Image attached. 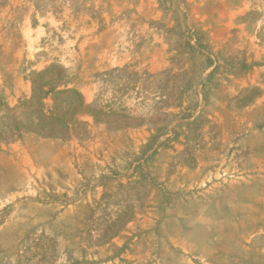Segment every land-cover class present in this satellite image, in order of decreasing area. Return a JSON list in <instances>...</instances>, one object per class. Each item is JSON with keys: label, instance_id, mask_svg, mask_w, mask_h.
<instances>
[{"label": "rangeland", "instance_id": "rangeland-1", "mask_svg": "<svg viewBox=\"0 0 264 264\" xmlns=\"http://www.w3.org/2000/svg\"><path fill=\"white\" fill-rule=\"evenodd\" d=\"M0 264H264V0H0Z\"/></svg>", "mask_w": 264, "mask_h": 264}, {"label": "trees", "instance_id": "trees-1", "mask_svg": "<svg viewBox=\"0 0 264 264\" xmlns=\"http://www.w3.org/2000/svg\"><path fill=\"white\" fill-rule=\"evenodd\" d=\"M50 75H55V79H51L47 87V91L45 92V96H48L50 94H56V93H63V92H72L75 94H78V90L75 89L74 87L69 88V85L72 84L73 79L70 78V74L68 73V70L64 67H60L57 65H51L50 67L46 68L44 71L39 72L38 76L43 77V76H50ZM67 77V79H65ZM33 89L34 93H36V81H33Z\"/></svg>", "mask_w": 264, "mask_h": 264}, {"label": "crops", "instance_id": "crops-1", "mask_svg": "<svg viewBox=\"0 0 264 264\" xmlns=\"http://www.w3.org/2000/svg\"><path fill=\"white\" fill-rule=\"evenodd\" d=\"M261 188V187H260ZM241 201H243V199H241V200H232V201H230V202H227L226 204H228V206H229V209H234L236 206H238L239 207V205L241 204ZM223 207V206H222ZM232 221H233V218H230V217H227V219L226 218H221V219H218V218H216V220H214L212 223H211V226H210V228H214V231H213V233H212V237H214V236H216L218 233H219V231H220V228L221 227H224V224L226 225V226H228V225H231V223H232ZM216 233V234H215ZM207 239H204V240H201L202 242H205ZM209 241V240H208Z\"/></svg>", "mask_w": 264, "mask_h": 264}]
</instances>
